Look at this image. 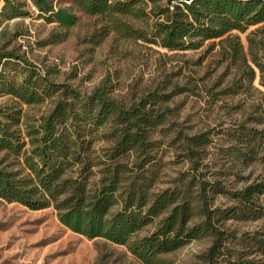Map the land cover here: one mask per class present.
I'll return each mask as SVG.
<instances>
[{
	"label": "trees",
	"instance_id": "1",
	"mask_svg": "<svg viewBox=\"0 0 264 264\" xmlns=\"http://www.w3.org/2000/svg\"><path fill=\"white\" fill-rule=\"evenodd\" d=\"M89 15L108 18L112 29L158 46L197 48L218 38L235 64L237 78L226 91L264 86V23L250 30L244 48L238 33L264 22V0H72ZM38 16L56 27L43 40H61L77 16L53 0H29ZM26 0H3L0 16L22 17ZM152 19L134 28L132 19ZM60 28V29H56ZM235 87V88H234ZM176 93L150 90L136 100L113 97L106 82L90 93L57 83L18 48L0 45V198L31 209L52 207L58 220L88 238L125 244L142 264H161L162 253L207 236L198 264H264V229L238 234L229 219L264 218V93L253 114L228 133L227 152L242 166L260 164L258 180L225 186L219 173L198 170L210 142L208 131L177 132L189 169L158 188L160 136L170 128ZM49 100L39 116L23 105ZM251 121V124H247ZM101 140L103 144H97ZM225 196L228 205H214ZM152 230L139 234L148 225Z\"/></svg>",
	"mask_w": 264,
	"mask_h": 264
},
{
	"label": "rangeland",
	"instance_id": "2",
	"mask_svg": "<svg viewBox=\"0 0 264 264\" xmlns=\"http://www.w3.org/2000/svg\"><path fill=\"white\" fill-rule=\"evenodd\" d=\"M26 2L22 8L28 11L27 15L0 16V45L18 48L55 82L90 93L104 81L113 97L125 101L136 100L150 90L176 92L166 103L173 109L170 128L163 136L154 133L160 140V177L156 187L168 186L179 172L189 169L181 141L174 139L180 130L185 134L209 132L210 142L198 167L206 176L217 172L225 186L234 188L259 179L260 164L242 166L226 149L228 133L250 114H256L253 107L261 101L264 86L257 75L251 84L245 83L234 92L224 91L233 85L238 74L235 64L222 55L218 38L205 40L197 48L169 50L112 29L106 16L86 14L72 0H53L55 4L71 6L77 20L61 30L65 33L61 40L43 43L56 24L39 17L38 10L29 0ZM2 3L0 0V6ZM151 22V18L130 20L134 28L146 29ZM263 23L238 33L245 49L250 30ZM258 35L264 36V32ZM4 100L0 97V102ZM50 107L49 100L23 105L25 112L35 117ZM260 201L264 203V194ZM213 204L225 207L229 202L218 194ZM153 226L148 225L139 234L149 232ZM226 226L238 234L252 232L264 229V218L229 219ZM209 245L207 236L192 239L162 253L161 264H198ZM0 264L142 263L125 244L102 237L88 238L70 230L58 220L52 207L31 209L0 198Z\"/></svg>",
	"mask_w": 264,
	"mask_h": 264
}]
</instances>
